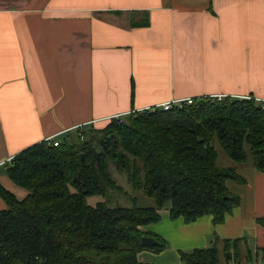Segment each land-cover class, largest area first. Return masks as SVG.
Wrapping results in <instances>:
<instances>
[{"label": "crops", "instance_id": "1", "mask_svg": "<svg viewBox=\"0 0 264 264\" xmlns=\"http://www.w3.org/2000/svg\"><path fill=\"white\" fill-rule=\"evenodd\" d=\"M215 96L264 101V0H0V185L15 198L28 191L5 167L30 145L53 136L76 143L77 127L86 137L118 116ZM236 164L225 167L245 183L226 182L240 201L222 223L160 210L141 229L167 247L137 260L182 264L179 251L215 236L218 264L259 263L264 171ZM240 238L238 258H228L224 240Z\"/></svg>", "mask_w": 264, "mask_h": 264}, {"label": "trees", "instance_id": "2", "mask_svg": "<svg viewBox=\"0 0 264 264\" xmlns=\"http://www.w3.org/2000/svg\"><path fill=\"white\" fill-rule=\"evenodd\" d=\"M125 117L90 131L83 142L30 145L6 164L10 181L28 194L15 198L0 185L6 205L0 210V264H146L136 253L167 247L141 229L157 222L160 210L167 209L172 220L189 223L211 215L219 224L239 204L226 182L245 179L233 167L218 166L215 143L232 162L250 160L256 171H264V105L252 98H199L182 108ZM110 166L154 204L140 207L132 198L131 207L109 205V198L123 191ZM90 196L105 201L90 206ZM255 221L264 229V216ZM144 236L160 245L145 246ZM217 240L213 236L209 247L179 251L180 261L218 264ZM240 241L224 240L228 258L229 243L238 258ZM256 250L257 264H264V247Z\"/></svg>", "mask_w": 264, "mask_h": 264}, {"label": "rangeland", "instance_id": "3", "mask_svg": "<svg viewBox=\"0 0 264 264\" xmlns=\"http://www.w3.org/2000/svg\"><path fill=\"white\" fill-rule=\"evenodd\" d=\"M258 102V101H256ZM260 103V102H258ZM261 104V103H260ZM124 118V117H123ZM122 120H126V117ZM88 137V136H86ZM79 142V141H77ZM214 147L216 148L217 151V164L220 167L223 166H231V165H235V162H232L231 160H229V158L226 156L224 150H222V148L219 147V145L217 143L214 144ZM238 165V164H236ZM242 165V164H241ZM110 172L112 174V177L114 180H116L118 185H121V187L123 188V191H121L120 193L117 194H113L112 197L109 198V205L114 206V205H121L124 207H131L132 206V198H135V202L137 204V206L140 207H150L154 204V201L151 198L146 197L140 190H135L133 191L130 187V185L128 184V181L125 179V175L122 174L120 171H116L114 169V166H110ZM100 201H105L102 197L99 196H90V198L87 199V203L88 205H94L97 202ZM234 255V253L230 252V257L231 255ZM229 260V259H228Z\"/></svg>", "mask_w": 264, "mask_h": 264}, {"label": "built area", "instance_id": "4", "mask_svg": "<svg viewBox=\"0 0 264 264\" xmlns=\"http://www.w3.org/2000/svg\"><path fill=\"white\" fill-rule=\"evenodd\" d=\"M212 100H216V101H221V99H223L224 98V96H221V97H210ZM195 101V98H186V99H181V100H177V101H171V102H165V103H162L160 106H157L156 108H149V109H147V110H156V109H158V110H165V111H167V110H171V109H173V108H182V107H184V106H189V105H192V103ZM258 102H260L261 104H263L264 105V101H259V100H257ZM147 110H142V111H137V112H143V111H147ZM132 113H134V112H132ZM132 113H130V114H132ZM112 120V119H111ZM113 120H116V121H121L122 120V117H119L118 116V118L116 117L115 119H113ZM77 129H78V131H77V133H76V137H78V140H79V142H83V141H85V139H86V137H84V134H83V132L80 130V127H77ZM46 141L48 142V143H50L52 146H54V147H57V146H59V144H60V142H61V140L59 139H57V137H49V138H47L46 139Z\"/></svg>", "mask_w": 264, "mask_h": 264}, {"label": "water", "instance_id": "5", "mask_svg": "<svg viewBox=\"0 0 264 264\" xmlns=\"http://www.w3.org/2000/svg\"><path fill=\"white\" fill-rule=\"evenodd\" d=\"M141 242L145 246H148V247H151V246H159L160 245V242L158 240H156L153 237H147V236L141 237Z\"/></svg>", "mask_w": 264, "mask_h": 264}]
</instances>
